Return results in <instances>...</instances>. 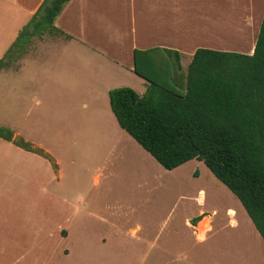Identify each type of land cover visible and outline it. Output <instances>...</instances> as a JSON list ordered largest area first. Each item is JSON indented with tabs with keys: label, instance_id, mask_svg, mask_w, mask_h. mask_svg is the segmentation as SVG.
<instances>
[{
	"label": "rangeland",
	"instance_id": "obj_1",
	"mask_svg": "<svg viewBox=\"0 0 264 264\" xmlns=\"http://www.w3.org/2000/svg\"><path fill=\"white\" fill-rule=\"evenodd\" d=\"M218 1V8L213 9L218 37L224 35L223 42L234 51L249 53L255 47L264 17V0ZM201 34L205 33L196 31V36ZM185 42L191 43L189 38ZM122 56H129L125 47ZM13 67L19 68L17 64ZM24 72L33 81L34 73L40 74L41 70L33 60L27 63ZM123 79L126 84L132 83L130 88H138L141 82L136 79L134 83L133 77ZM9 80L11 87L17 89V78L0 75V111L4 99L9 98L6 102L13 111L18 108L17 102H21L18 89L8 88ZM47 81L50 89L59 86L52 80ZM22 90L25 93L20 96L25 98V106L29 108L34 105L33 86L29 84ZM44 99L36 112L31 110L32 116L50 117L52 108L57 105L69 106L77 101L65 85H60ZM44 121L43 125L39 121L40 138L44 149H50L48 152L55 163L59 162V173H56L59 180L52 179L54 173L44 160H38L35 168L28 165L30 172L25 170V182L19 186L13 170H9V176L8 171L0 172V223L14 219L18 234L25 240L33 234L43 235L41 246H34L41 248L42 255L57 260L68 258L74 264H161L160 252L166 249L176 260H182L180 264H264V241L239 200L204 163L193 160L173 171L165 170L128 134L114 128L108 133L110 139L98 144L94 152L79 155L77 149L85 144L78 146L66 136L49 137L48 124L51 122ZM21 166L16 155V164L11 162L8 168L13 167L18 173ZM34 174L36 179L41 177V183L33 186L29 184V177ZM99 174L102 175L97 181ZM200 190L203 192L199 196ZM51 194L58 195L62 204L69 205L75 216L79 214L76 201L82 198L84 207L96 214L84 213L82 223L75 221L74 235L80 238L67 243L60 237L61 233L58 237L50 236L53 231L49 216ZM233 213L235 217L230 219ZM186 218L198 228L194 229L200 232L198 237L186 225ZM235 218L240 224L231 222ZM30 241L33 244V240ZM71 243L74 249L84 253L75 251L71 255ZM150 247L154 252L147 254L145 250Z\"/></svg>",
	"mask_w": 264,
	"mask_h": 264
},
{
	"label": "crops",
	"instance_id": "obj_2",
	"mask_svg": "<svg viewBox=\"0 0 264 264\" xmlns=\"http://www.w3.org/2000/svg\"><path fill=\"white\" fill-rule=\"evenodd\" d=\"M43 2L44 0H0V59L5 56ZM218 5V0H71L55 21V26L60 32L47 33L41 38H35L24 56L16 63L19 66L17 70L12 69L13 65L9 69L0 71L3 77L13 75L17 78L18 91L13 85L11 87L10 80L7 83L10 85L8 88L16 90L21 99V102H17L16 111H13L6 102L9 98L2 100L0 126L12 130L16 136L31 143L35 148L44 150L54 159L49 153L50 149H44L40 138L42 130L40 132L39 121L43 125L46 119L51 122L48 124L49 137L66 136L70 142L78 146L85 144V147L77 149L79 155L94 152L98 144L110 139L108 133L111 128L125 132L119 126L111 109L109 92L132 84L128 81V84L124 83L126 81L123 77H133L134 83L136 79H141L140 84H137L138 88L131 87L140 96L147 91L148 82L134 72L135 50L160 48L177 51L181 56L183 73L187 71L198 48L240 53L223 42L224 35L218 37L217 26L213 19V9L218 8ZM196 31L205 34L196 36ZM187 38L191 43L185 42ZM124 47L128 52V58L122 56ZM253 52L254 49L247 54L251 55ZM185 56L187 58L184 63ZM33 60L38 64L41 73H34L31 81L24 68ZM123 60L129 64L124 63ZM47 79L52 80L54 84L58 83L56 86H59L55 90L50 89ZM29 84L33 86L35 97L34 105L28 108L25 106V98L20 94L25 93L22 89H27ZM60 85H65L66 89L69 87L71 95L77 101L69 106L57 105L52 108L50 117L40 114L38 117L36 114L32 116L31 110L36 112V108L42 106V102L45 101L44 96H51ZM89 144L94 146L91 147ZM16 155L19 164H22L18 173L15 168H8L9 163L16 164ZM38 160L47 161L50 164V172L54 173L52 179L59 180L56 175L57 172L59 173V162H56L57 169H55L49 160L42 156L0 138V172L8 171L9 176V170H13L18 186L25 182V170L30 172L28 165L35 168L39 163ZM100 175L102 174L96 177L97 181ZM40 181L41 177L36 179V174L34 177H29V184L33 186L41 183ZM201 192L203 191L198 192L199 196ZM59 200L61 201V198L58 195L51 194L49 216L53 231L50 236L61 233L60 237L68 243V240L80 238L79 235H74L75 221L79 220L82 223L84 213L92 216L96 214L84 207V198L76 201L75 206L79 212L76 216L69 205H64ZM39 214L41 215V212ZM233 217H235L234 213L230 219ZM235 219L231 222L238 221L237 218ZM13 220L9 218L4 223H0L3 224L0 225V264H74L69 262L68 258L57 260V258H49V255H42L41 248L36 249L34 246L38 244L39 247L41 246L43 235L36 237L37 235L33 234V237L30 235L25 240L23 235L18 234L20 231L17 230L18 226L12 222ZM186 225L191 227L189 228L193 230L194 235L199 236L200 232L194 230L197 227L192 226L188 218ZM30 239L33 240V244L30 243ZM75 251L79 250L74 249L72 244L70 254L74 255ZM145 252L153 253L154 250L150 247ZM39 253L41 255H38ZM160 255L161 264L182 263L180 262L182 260L177 259V261L176 256L166 249H163Z\"/></svg>",
	"mask_w": 264,
	"mask_h": 264
},
{
	"label": "trees",
	"instance_id": "obj_3",
	"mask_svg": "<svg viewBox=\"0 0 264 264\" xmlns=\"http://www.w3.org/2000/svg\"><path fill=\"white\" fill-rule=\"evenodd\" d=\"M70 1L44 0L0 59V71L15 65L35 38L60 32L55 21ZM134 63L148 87L142 96L128 87L109 92L119 126L168 171L204 163L264 241V17L251 55L198 48L183 73L179 52L137 49ZM0 138L57 166L6 127Z\"/></svg>",
	"mask_w": 264,
	"mask_h": 264
}]
</instances>
